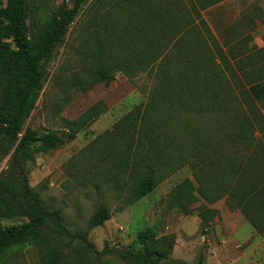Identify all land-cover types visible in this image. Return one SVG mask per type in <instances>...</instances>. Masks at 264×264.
<instances>
[{"label":"trees","instance_id":"16d2710c","mask_svg":"<svg viewBox=\"0 0 264 264\" xmlns=\"http://www.w3.org/2000/svg\"><path fill=\"white\" fill-rule=\"evenodd\" d=\"M87 1L61 0L45 23L36 25L31 19L40 7L47 9L50 0H0V146L6 151L13 148L10 167L0 175V218L27 219L18 226H0V259L9 249L27 243L47 245L55 236L81 244L71 256L50 249L45 264H91L81 245L99 254L85 233H72L64 225L60 209L43 208L29 187L25 164L35 153L53 151L73 140L105 112L103 103L74 120L61 117L60 132L23 130L25 111L35 105L42 88L43 66ZM115 1L118 14L124 16L122 24L98 27L113 35L93 51L97 62L90 80L74 81L86 91L101 83L107 86L119 72L129 79L144 73L156 83L145 101L94 141L96 149L91 145L71 158V166L77 168L73 160L93 153L86 163L79 161L81 167L75 173L85 185L96 187L98 181L108 185L123 209L188 167L191 176L167 194L171 209L183 216L196 215L205 234L217 214L209 206L225 198L229 209L239 210L264 239V115L256 106V100L264 98V65L257 66L264 48L246 52L241 46L223 47L217 41L201 12L221 0ZM236 76L242 79L237 85L231 80ZM56 109L60 112V103ZM182 114L204 118L214 126L209 122L203 136L189 127L190 140L185 143L173 130ZM210 132H222L216 141L219 147L204 144ZM236 147L245 153H238ZM202 148L204 157L199 154ZM198 197L204 203L193 208ZM109 218V210L100 204L88 228L99 227ZM158 242L153 232L140 231L122 251L123 257L160 264L155 255Z\"/></svg>","mask_w":264,"mask_h":264},{"label":"rangeland","instance_id":"374dc122","mask_svg":"<svg viewBox=\"0 0 264 264\" xmlns=\"http://www.w3.org/2000/svg\"><path fill=\"white\" fill-rule=\"evenodd\" d=\"M60 4L61 0H50L47 9L39 8L32 23H45ZM118 12L115 0H88L69 25L63 41L56 45L50 61L43 66L42 88L35 105L25 111L23 130L31 128L40 134L47 129L60 132L64 128L61 117L74 120L98 102L103 103L105 112L58 149L35 153L25 164L29 187L40 197L44 209L61 210L64 225L72 233L86 234L93 251L99 253H89L81 245L91 264L96 261L98 264H140L124 258L122 251L134 243L138 232L147 230L159 241L155 255L160 264H264L263 237L254 230L252 235L248 233L250 226L246 219L239 210L229 209L225 198L209 206L216 209L217 214L205 234L196 215L183 216L169 207L167 194L177 183L191 176L188 167L178 170L144 198L123 209L108 185L101 181L96 182V187L85 185L79 172L75 173L81 167L79 161L86 163L93 153L73 160L77 168L71 166V158L91 145L96 149L94 141L134 106L145 101L156 83L144 73L129 79L116 72L115 79L107 86L101 83L86 91L77 87L75 78L90 80L97 62L93 55L97 44L113 35L98 27L122 24L124 16ZM201 15L223 47L241 46L246 52L264 48V0H221L203 10ZM263 65L264 58L257 60V66ZM231 80L235 85L242 81L240 76ZM58 103L60 112L57 113ZM256 106L262 112L264 98L256 100ZM180 116L173 130L185 143L190 140L186 136L189 127L197 128L203 136L209 122L214 126L204 118ZM221 136L222 132L216 135L210 132L204 144L214 143L219 147L216 141ZM236 149L238 153H245L239 147ZM12 151L13 148L6 151L0 146V175L10 167ZM204 153L202 148L199 154L204 157ZM13 172L16 174L17 170ZM203 203L198 197L191 206L196 208ZM100 204L109 210L110 218L101 226L89 229L88 221ZM23 221L27 219L0 218V226L14 227ZM80 244L76 239L58 236L47 245L27 243L7 250L0 264H45L50 249L71 256Z\"/></svg>","mask_w":264,"mask_h":264},{"label":"crops","instance_id":"0c3cea01","mask_svg":"<svg viewBox=\"0 0 264 264\" xmlns=\"http://www.w3.org/2000/svg\"><path fill=\"white\" fill-rule=\"evenodd\" d=\"M262 48V47H261ZM262 112H263V115H264V109L262 110ZM239 213H240V211H239ZM241 214V213H240ZM244 217V216H243ZM246 222L249 224V222L246 220ZM249 226H250V229L248 230V233L250 234V235H252L253 234V228H252V226L249 224ZM255 231V230H254ZM256 232V231H255Z\"/></svg>","mask_w":264,"mask_h":264}]
</instances>
